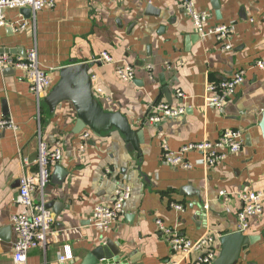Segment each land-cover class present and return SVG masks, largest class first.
Returning a JSON list of instances; mask_svg holds the SVG:
<instances>
[{
	"label": "crops",
	"instance_id": "obj_1",
	"mask_svg": "<svg viewBox=\"0 0 264 264\" xmlns=\"http://www.w3.org/2000/svg\"><path fill=\"white\" fill-rule=\"evenodd\" d=\"M195 4L207 11L208 25L230 26L229 50L195 32L182 0H53L51 8L26 16L20 9L4 10L0 53L23 59L34 48L51 85L37 98L22 70L0 66V118L16 126L0 131V264H15L10 219L24 210L16 202L18 179L26 171L36 176L39 141L57 147L62 159L43 190L32 193L50 211L52 223L25 264H85L97 249L96 264H192L199 252H172L158 219L190 240L211 234L217 258L221 237L236 231L239 195L264 190V0ZM101 52L111 62H95ZM72 65H87L81 75L90 79L88 100L99 113H119L130 135L122 121L84 116L76 91L71 98L53 96L60 71ZM118 65H130L133 80H122ZM237 71H243L244 81L224 107L206 106V84ZM159 101L184 105V113L147 121L150 104ZM229 130L240 133L242 147L212 167L197 152L186 155L190 169L162 160L163 144L177 151L187 143L214 142ZM120 184L131 188L122 218L100 231L93 209L110 205ZM170 203L181 204L183 211ZM244 234L254 242L228 264H264V201L262 214L250 220ZM64 254L70 259L60 260Z\"/></svg>",
	"mask_w": 264,
	"mask_h": 264
},
{
	"label": "built area",
	"instance_id": "obj_2",
	"mask_svg": "<svg viewBox=\"0 0 264 264\" xmlns=\"http://www.w3.org/2000/svg\"><path fill=\"white\" fill-rule=\"evenodd\" d=\"M196 0H182V8L189 17L195 32L200 36H213L223 50H229V38L232 33L230 26L225 24L208 25V13L205 10L196 9ZM53 6V0H0V28L5 25V9L30 8L35 13L41 9H48ZM22 23L20 28H24ZM95 62L109 63L111 57L106 52H101L94 59ZM258 66L262 62H257ZM0 66H9L23 71L28 82L29 91L37 98L42 91L51 85L50 75L41 69L37 62V55L34 48L28 50L25 58L11 57L9 54L0 53ZM116 73L125 81L133 80L134 71L130 65L116 67ZM244 81L243 71H237L229 77L218 82H210L205 86L203 100L206 106L222 109L227 100L234 94L237 85ZM179 99L184 94L176 90ZM183 106H173L164 101L150 104V114L146 117L149 122H159L165 117H174L184 113ZM4 129H16V126L9 118H0V131ZM87 134L83 135L86 141ZM81 147H83L81 145ZM242 142L238 131H225L214 141H201L187 143L179 147L177 151L171 150L167 144L162 146V160L172 167L190 169L191 163L186 160L188 153L197 152L201 155L203 163L212 167L223 161L228 154H235L240 151ZM62 159L61 151L57 147H51L43 141L37 145V172H25L18 179V191L16 202L24 208L22 212L11 216V226L15 233V242L12 249V257L15 264H25L29 250L44 244L48 230L52 223L50 211L42 201L35 202L32 193L34 189L43 190L50 179L52 168ZM131 188L129 185H117L113 192L110 205H97L92 212L93 225L100 231H105L117 225L122 218L124 204L130 198ZM219 195L224 196L225 192L220 191ZM242 202L241 208L237 211L236 231L245 233L249 228L250 220L258 217L263 212L264 190L249 191L239 195ZM170 207L177 211H183L179 203H170ZM156 226L172 252H182L188 255L192 252H199L198 257L192 264H212L216 258V250L213 248L214 237L211 234L204 235L197 240H190L173 230L165 227L161 220H156ZM70 259L69 254H64L60 260Z\"/></svg>",
	"mask_w": 264,
	"mask_h": 264
},
{
	"label": "water",
	"instance_id": "obj_3",
	"mask_svg": "<svg viewBox=\"0 0 264 264\" xmlns=\"http://www.w3.org/2000/svg\"><path fill=\"white\" fill-rule=\"evenodd\" d=\"M20 11L22 12V14H25V16L30 14L31 12L30 8H21ZM84 68L87 69V65H72L62 69L59 74L58 83L53 88V96L71 98L73 92L76 91L77 94H79L78 103L85 110L84 116L92 118L96 121H122V130L127 133V135H130V131L129 129H127L126 121L123 117H121L119 113H99L96 111L95 105L88 100L87 92L90 79H87V77L81 75ZM2 103L4 113L6 109H4V102ZM80 122L82 123V120H80ZM220 241L222 245L221 250L217 258H215V260L213 261V264H228V262L236 256L238 250L241 247H244L248 243L254 242V237L247 236L244 233L235 231L222 236ZM105 254L106 257H109V254L106 251ZM92 255L96 256L94 260V264H96L100 259V249H97L92 253ZM92 255L88 256L86 263H88L89 260H92Z\"/></svg>",
	"mask_w": 264,
	"mask_h": 264
}]
</instances>
